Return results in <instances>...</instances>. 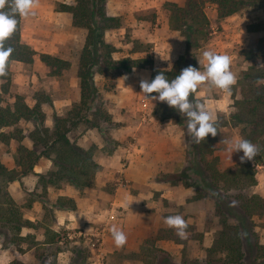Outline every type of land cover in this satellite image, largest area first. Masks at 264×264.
<instances>
[{
	"label": "rangeland",
	"instance_id": "obj_1",
	"mask_svg": "<svg viewBox=\"0 0 264 264\" xmlns=\"http://www.w3.org/2000/svg\"><path fill=\"white\" fill-rule=\"evenodd\" d=\"M62 2L70 4L72 0H39L37 6L33 9L34 14L29 15L27 18L21 17V40L32 47L36 55L34 61L30 64L12 62L9 66L11 73L9 101L12 102L13 96L16 94L23 96L24 100L31 106L39 101L45 116L44 125L48 127L53 125L54 115L66 116L72 104L79 99V80L76 75V69L86 30L74 27L71 22V15L57 10L59 3ZM215 8L216 6L214 4H204V11L209 20V24H213L212 26L209 25V36L214 31L216 34L212 36H217V34L225 30L219 23ZM166 10L163 6L157 14L156 11L153 12L150 10L137 11L136 16L144 20V23L139 22L138 19L135 25L126 16V13L124 16L118 17L121 26L111 30H105L104 41L117 48V51L108 54L114 64L126 57L141 58V56H150L152 43L148 40L150 39L149 37H153L152 34L150 36V32L152 33L153 30L152 19L154 18L156 21V17L159 15L160 20L158 26L161 27V18L165 17L164 13ZM237 13L231 16V18H233V23L237 22L239 24L238 27L233 30L234 28L231 26L233 24L230 21V25L225 30L228 37V42L226 43L228 46L226 47L225 53L231 58V70L237 74V83L232 87L231 92H226L225 96L221 98L224 111L212 113L217 119L223 118L230 111L229 107L233 106L234 98L241 99L242 93L246 90L249 81L246 78L244 79L245 72L253 65L254 61L246 58L245 52L251 46V37L264 34L262 30L251 31L249 34L250 25L264 21V5L261 8L245 5ZM170 34L175 36V41L183 40V37L178 31L170 32ZM208 40H205L201 46H204ZM161 50L162 48L159 49L160 52ZM199 52L196 50L195 53L194 66L196 68L198 67ZM40 53H48L60 57L69 61L71 66L61 75L51 76L48 74L47 68L39 60ZM145 70L140 68L125 70L120 65H113V67L107 68L101 62L99 64L97 63L93 68V80L97 89L96 95L93 102L90 103V108L82 113L84 121L71 127L68 136L70 140L79 146L87 147L88 145H93L96 151L100 152L103 156L114 155H109L114 149L118 150L117 152L119 154L116 153L115 158L112 157L108 160V166L112 170L111 173L103 172L101 174L99 171V173H96L95 178L99 179L100 182L98 186L94 182L91 188L78 189L85 201L91 195L94 196V194L98 197V203L95 209L100 218L97 222L100 223L96 228L88 230H84L83 227L81 229L80 227L70 228L65 223L56 224L59 226L58 231H52L58 233L57 239L60 240L58 246L62 248L59 253L54 252L57 248L55 245H40L39 247H35L33 251L28 250V247L32 245L31 242L37 243L38 241L42 242L44 240L42 235L39 240L34 239V237H37L36 232L41 234L43 227L48 228L47 225L50 226L56 223V218L54 217L55 207L52 202L55 193L52 190H45L43 192L38 183L39 175H45L53 169L51 161L40 159L36 163L33 172L20 175V169L15 162L16 141L10 140L7 144L0 143V215L4 214L6 208L10 206V202H14L20 206L19 210L22 214L27 213L26 209L30 206V204L28 205V200H33L36 201V206L33 208L36 217L39 215L43 216L42 219H36V223L34 222L35 228L27 227V229L21 230L20 233L25 234L24 240L19 237L22 236L19 235L20 233L14 235L13 231L10 230L0 216V264H7L14 258L23 259L27 264H76L82 257L85 258V262L98 261L99 264H136L142 263L139 260V256L142 255L139 246H143L144 240H148L145 245L150 253L145 254V261L149 263L154 262L155 264L157 261L156 263L160 264L159 259L167 256L170 261L179 264L192 261H197L202 264L208 261H210V264H224L222 262L224 254L215 251L216 245L213 243L214 239L218 238L222 227L218 219L211 216L215 210V203L211 197V190L206 186L207 177L196 178L193 172H190L188 183L200 186L202 192L207 196H201L202 193L198 192L194 187H188L189 193L180 187L182 191L177 193L178 198H172L176 199L177 202L179 198L186 201V194L188 195L197 191L198 195L202 198L197 199V194L192 195L196 199L194 200L195 203L197 202L193 207H188V203L190 202H176L174 205H171L169 199L161 198L159 191L150 189L149 187H144L140 190L145 195L149 191L154 190L153 201L157 199L159 202L158 206L164 214V220L170 215H181L187 221L186 239H181L176 234V229L169 228L164 222H156L154 228L152 230L150 229L148 235L136 250L126 249L124 246L115 249L111 253H108L106 250H101L104 242L103 235L95 231L98 228L102 229L104 225L110 226V223L105 224L107 218L111 217L110 213L112 216L113 214H120V212L117 213L116 207L111 212L110 208L112 206L109 197L113 195L112 192L116 186L122 188L127 187L122 175L123 170L132 163V156L136 152L134 148L135 145H138L134 133L129 132L127 138L119 141L114 140L110 132L113 129H122L121 127L124 129L125 121H123V118L127 115L132 114L133 119L135 116L141 115L140 113L146 115L144 111L145 107L142 104L143 100L139 101L140 99L138 98L139 100L134 101L133 99L135 97L133 96L132 89L130 91L123 90V94L121 95L119 92L116 93V90L113 88L117 86L123 88L131 87V84H135L137 88L138 85L136 84L144 79ZM259 82L264 86V80ZM133 90L135 89L133 88ZM214 90V95H218L220 91L217 92V88H214ZM112 92H114V95ZM198 100L200 103L202 102L201 99ZM232 111L233 108L231 109ZM156 114H158L159 118L161 117V114L158 112ZM112 116L116 118V121H112ZM87 119L89 122L85 121ZM32 127L33 122L22 121L16 125V128L22 130L23 134H26ZM231 128L233 129L223 126L220 128L218 134L214 154L218 158L220 169L240 163V157L243 155L242 151H237L233 152L231 157H229L227 146L222 142V139L234 140L241 137L239 129L232 126ZM12 129V127L8 128L9 131ZM23 143L31 147L29 139L24 138ZM100 145L101 147L99 148ZM127 147L130 150L124 151V148ZM127 152L129 155L126 156ZM189 158L190 162H185V166L181 170L194 163L195 158L193 159L191 153H189ZM255 168L257 183L241 193L244 195L256 193L264 198V165H255ZM166 174L159 172L156 175V180L169 182V177ZM170 185L174 187V184L170 183ZM17 186L22 189L21 198L18 200L15 196V190H19L16 188ZM64 186L76 188L68 184ZM228 192L230 195L235 196L239 193L238 190L233 189L228 190ZM37 201L39 202V206ZM27 215L33 216L31 212H28ZM226 219L230 224H236L237 222L235 217H227ZM244 225L246 231L242 230L241 232L243 259L239 264H264V253L262 254L264 250L258 247L264 246V219L258 215L249 216L248 219L246 218ZM38 227H41V230ZM229 235H231V232L228 230ZM98 250H100L99 258L97 257ZM132 255L136 259H133L134 256ZM124 256L131 259H122Z\"/></svg>",
	"mask_w": 264,
	"mask_h": 264
},
{
	"label": "trees",
	"instance_id": "obj_2",
	"mask_svg": "<svg viewBox=\"0 0 264 264\" xmlns=\"http://www.w3.org/2000/svg\"><path fill=\"white\" fill-rule=\"evenodd\" d=\"M104 1L73 0L72 4L59 3L57 10L69 13L72 25L85 29L86 35L76 69L79 80V99L72 104L66 116L54 115L51 127L44 125L45 116L39 101L31 106L24 100L23 96L18 94L13 96L12 102L9 101L10 64L15 61L30 64L34 61L36 55L35 50L21 40L20 16H17L19 21L17 30L5 42V47H12L14 51L8 61L7 75L0 77V143L7 144L10 140L16 141L15 162L20 169V175L33 172L34 166L40 158L51 161L53 169L45 175H39L38 178V183L43 192L48 186L62 188L65 184H68L81 190L91 188L94 185L95 175L100 170V165L94 159L96 148L93 145L79 146L70 140L68 133L71 127L84 121L82 113L90 108V103L94 100L97 89L93 80V68L97 63L101 62L107 68L120 65L125 70L149 67V82L160 71L171 80L183 68L189 65L195 67L196 50L209 38L210 24L204 11V4L211 3L216 6L218 19H223L238 12L245 5L258 8L264 5V0H185L182 5L166 1L163 6L169 10L170 28L180 32L185 49L172 66L165 69L153 67L150 56L141 58L126 57L114 64L108 54L117 51V48L104 41V32L119 27L120 22L118 17L106 15L103 6ZM249 28L250 32L264 31V21L252 24ZM250 43L251 46L245 52V57L250 58L255 64L253 63L245 72L244 79L246 78L249 81L246 90L242 93L241 99L234 98L233 111L229 114L228 119L220 118L217 120L219 131L221 127L230 124L232 127L239 129L241 137L259 146L260 152L253 160H245L220 169L218 158L214 154L219 132L215 137L209 134L206 140L200 144L193 143L192 138L187 134V118L176 109L169 107L167 103H159L156 106V112L161 114L160 118H171L176 124L184 128L188 144L185 155L186 162H190L189 153L193 155V159L195 158L194 163L186 166L183 170L172 174L167 173L168 181L174 185L194 187L204 197L207 195L202 192L200 186L192 185L188 181L190 172H193L196 178L207 177L206 186L211 190V197L215 203V210L211 216L217 218L222 227L218 238L214 239L213 243L216 245L215 251L224 254L222 260L224 264H239L243 259L241 232L242 230L246 231L244 225L246 218L258 215L264 219V198L256 193L249 195L241 193L257 183L255 165H264V86L259 82L264 80V34L251 37ZM39 60L51 76H59L71 66L69 61L48 53H40ZM190 99L193 102H199L194 97V93ZM22 121L33 122V127L26 134L16 128V125ZM85 121L89 122L88 119ZM11 127L13 129L9 131L8 128ZM24 138L29 139L31 147L23 143ZM232 189L238 190L239 193L236 196L230 195L228 190ZM197 191L195 192L197 194L196 198H202ZM10 203L4 214L0 216L14 235H18L17 233H20L23 227L35 228L33 222L23 217L19 210L20 206L14 202ZM57 204L59 207L75 208L74 201L67 197L58 198ZM227 217H235L236 224H230L226 219ZM228 230L231 232L229 236ZM43 235L44 244L57 247L54 252L62 250L61 246H58L60 240L57 239V232L52 231L50 228H44ZM19 237L22 240L25 239L24 236ZM147 241L144 240L143 246H139L142 255L138 259L141 260L142 264H154V262L145 261V254L150 253L145 245ZM258 247L264 250V246ZM134 258L136 259L135 256ZM122 259L130 260L131 258L124 256ZM156 262L155 264H158ZM84 263H86L85 258L82 257L76 264ZM159 263L179 264L170 261L167 256L163 259L160 258ZM7 264L23 263L20 260L13 259ZM181 264L202 263L192 261ZM204 264H210V261Z\"/></svg>",
	"mask_w": 264,
	"mask_h": 264
},
{
	"label": "crops",
	"instance_id": "obj_3",
	"mask_svg": "<svg viewBox=\"0 0 264 264\" xmlns=\"http://www.w3.org/2000/svg\"><path fill=\"white\" fill-rule=\"evenodd\" d=\"M166 1H172L179 5H182L185 0H105L103 6L107 16L119 17L124 16L127 13L126 16H128L129 20L132 21V23L135 25L137 24L138 19L139 22L144 23V20L136 16L137 11L140 12L150 10L153 12L156 11L157 14ZM72 3L70 2V4ZM167 10L166 12L168 14L165 12V17L161 18V27L158 26V22L160 20L159 15L156 17V21L154 20V18L152 19L153 30L152 33L150 32V36L153 35V37H149L150 39L148 41L152 43V49L150 50V58L152 59V66L155 68L169 69L174 63V61L178 58L180 54L183 53L185 49V44L183 40L181 39L175 41V36L170 34V32L173 33L177 30L174 31V29H170L169 10ZM215 11L217 14L216 8ZM236 14L238 13L236 12L224 17L223 19H219L221 27L226 30V28L232 22L233 25L231 26L234 28L233 30H235V28H237L239 24L237 22L233 23V18H231V16H234ZM212 25L213 24L210 23V26ZM225 30L221 31L219 34H217V36H212L213 34H216L215 31L212 32L209 36L210 38H208L209 40L207 39L208 42L206 41L207 43L204 46H200L197 49V51H200L198 53V60L200 61V64L199 61L196 60L198 64L197 68H200L201 71L204 70V65L206 64V61L202 56V53L205 50H212L219 54H226L225 50L228 46V44H226L228 42V37L226 35L227 33L225 32ZM250 33L251 32L249 31V34ZM160 48H162L161 52L159 51ZM140 69H146L144 79L149 81L150 68L148 67ZM136 85H138L137 88L135 84H131V87L126 88L120 86L113 88L114 90H116V93L119 92L121 95L123 94V90L130 91V89H132V93L134 94L133 96L135 97L133 100H143L142 104L144 105L143 107H145L144 111L146 115L140 113L141 115L135 116L134 119L132 118V114L127 115L125 118H123V121H125L124 129L123 127H121L122 129H113L110 132L111 137L114 140L119 141H122V139L127 138L129 132L134 133L137 138L136 143L138 142V145H135L134 151L136 152L132 156V163H130L123 170L124 172L122 175L127 187L122 188L120 186H116L114 188V191L112 192L113 195L109 197L112 206L110 208L111 212H113V209L116 207L117 213L120 212V214H113L112 216V214L110 213V216L113 218L108 217L105 222V224L110 223V226L104 225L102 229L98 228L95 231L103 235L104 242L101 246V250H106L108 253L113 252L115 249H119L115 246L113 237L110 232L112 226L123 230L126 234L127 242L124 247H126V249L128 248L136 250L138 246L142 243L143 239L148 235L150 229L152 230V228H154L155 223L164 222V214L160 211V208L158 206L159 202L157 201V199L153 201L154 190L160 192L159 196L161 198L163 197V199H169V203L171 205H174L177 202L176 199L172 198H178L177 193H179V191L181 192L183 189L184 191L189 193L188 187H184L183 185L179 186V184L174 185L173 187V185L169 186V182L156 180V175L159 172L172 174L179 172L185 166V155L186 151L188 150L186 132L184 128H182V126L176 124L171 118H159L158 114H156L155 112L156 106L159 103L166 102L150 100L141 92L140 82H138V84ZM133 88L135 90H133ZM213 90L214 88H210L207 84L201 85L197 89V91L194 92V97L196 99H201V103L204 105L205 109L208 110L210 113L224 111V109L222 108L223 104L221 98L225 96L226 92L218 89L217 92H220L218 93V95H214ZM112 94L114 95V92H112ZM229 108L230 111L226 115H224V119H228L233 106H230ZM111 119L112 121H116V118L113 116ZM225 126L229 127L230 129H233L231 128L230 124H227ZM100 147L101 145L99 146V148ZM119 147L123 149L122 146L119 145ZM129 150L130 149L128 147L124 148V151ZM117 151L118 150L114 149V151L109 154L114 155L107 157L103 156L100 152L96 151L94 159L100 165L99 172L101 174L103 172L111 173L112 170H110L108 166V160L112 157L115 158V154H119ZM127 155H129L128 152L126 156ZM95 182L96 186L100 184L99 179L97 178H95ZM144 187H149L150 189L154 190L149 191V193L145 195L143 191H140ZM180 187H182V189ZM16 188L19 189L15 190V196L18 200L21 198L20 195H22V189H20L19 186H17ZM133 189H135V191H133ZM46 190H52L55 193L54 200L52 202L54 203L55 207L54 217L56 218V223L50 226L47 225L48 228L58 231L57 229L59 226L56 224L65 223V225L70 228L80 227L81 229L83 227L84 230H88L96 228V226H98V224L100 223L97 222L100 218L98 217L95 209L97 207L96 204L98 203V197L95 194L94 196L91 195V197L85 201L84 197L80 195L78 189L72 186H64V188H55L52 186H48ZM194 194L196 193L193 192L188 195L186 194V201L182 200V198H179L177 203L190 202L188 203V207H193V205L197 203H195L194 200L196 199H194V196H192ZM60 197H67L72 199L75 203V208L72 209L70 207H59L57 204V199ZM129 202L131 203L129 204ZM29 204L30 206H28L26 210L27 213L31 212L33 216H28L27 213H23V217L33 223L36 221V219H42L43 216L39 215L38 217H36L35 212H33V208H35L36 206V201L28 200V205ZM37 204L39 206L38 201ZM25 228L27 229V227H23V230ZM38 228L41 230V227ZM43 229L44 227L42 228V233ZM42 233L40 234L36 232L37 237H34V239L39 240L41 235L42 237H44ZM21 235L24 236L25 234ZM40 245L46 246V244H44V240H42V242L38 241L37 243L30 245V247H28V250L33 251L35 247H39ZM59 252L60 251H58L57 253ZM33 254L35 256L34 252ZM14 259L20 260L23 264H27L26 262H24L23 259ZM84 264H99V262L90 261Z\"/></svg>",
	"mask_w": 264,
	"mask_h": 264
},
{
	"label": "clouds",
	"instance_id": "obj_4",
	"mask_svg": "<svg viewBox=\"0 0 264 264\" xmlns=\"http://www.w3.org/2000/svg\"><path fill=\"white\" fill-rule=\"evenodd\" d=\"M38 2L39 0H0V77L7 75L8 61L14 51L12 47H5V42L17 30L19 23L17 16L27 18L34 14L33 9ZM202 56L206 61L203 71L189 65L171 80L160 71L150 82L145 79L140 81L141 92L147 98L166 102L169 107L187 118V134L196 144L205 141L209 134L215 137L220 131L217 118L206 110L202 103L193 102L190 99L192 94L204 84L210 88L231 92L237 83V74L231 70L232 61L227 54L205 50ZM152 93L156 95H148ZM222 142L227 146L229 157L233 152H243L241 162L253 160L260 152L258 145L243 137L234 140L222 139ZM164 223L169 228L176 229V234L181 239L187 238L188 223L181 215L167 216ZM110 232L117 248L126 244L127 236L123 230L112 226Z\"/></svg>",
	"mask_w": 264,
	"mask_h": 264
},
{
	"label": "built area",
	"instance_id": "obj_5",
	"mask_svg": "<svg viewBox=\"0 0 264 264\" xmlns=\"http://www.w3.org/2000/svg\"><path fill=\"white\" fill-rule=\"evenodd\" d=\"M97 257H100V250L97 251Z\"/></svg>",
	"mask_w": 264,
	"mask_h": 264
}]
</instances>
